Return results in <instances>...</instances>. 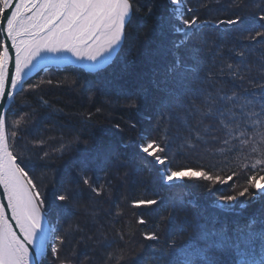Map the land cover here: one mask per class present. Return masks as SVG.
<instances>
[{
    "label": "snow or ice",
    "instance_id": "snow-or-ice-1",
    "mask_svg": "<svg viewBox=\"0 0 264 264\" xmlns=\"http://www.w3.org/2000/svg\"><path fill=\"white\" fill-rule=\"evenodd\" d=\"M168 3L172 7L167 17L162 18L158 29L163 37L160 50L170 54L172 59L162 73L153 70L152 79L153 86L163 94L161 116L168 112L176 114L178 120L192 114L200 117L199 126L194 129L187 127V135L180 137L187 148L195 149L198 143H207L209 138L218 139L215 133L220 131L223 133L221 152L243 155L244 149H248L249 155H245V162L241 163V168L248 173L244 184L239 186L238 192L233 184L231 191L235 194L220 197L221 202H236L239 197L250 195V189L264 197V80L248 79L247 82L256 89L251 93L233 88L229 94L216 89L209 85L213 74L206 70L201 55V45L209 46L206 28L237 26V39L253 42L247 46L241 44L235 50L238 61L226 65L229 75L238 80L242 88L246 81L245 73L251 72L248 56L257 39L264 37V31L260 30L264 28V23L259 28L255 25L245 27V21L238 12L227 18L209 19L199 16L197 9L190 6V0H168ZM259 5L260 11L264 12V0H259ZM231 6L242 10L244 0H231ZM134 10L133 0H0V105L6 106L24 90L26 84L30 89H38L43 83L53 84L51 78L29 84L30 74L38 70L46 59L55 58L68 64L81 62L90 70L110 64L124 49L126 26L131 24ZM257 19L264 22V15H259ZM260 43L264 44V40ZM181 50H184V55ZM220 71L224 72L223 66ZM260 71L264 73V68ZM158 74L160 79H156ZM143 97L144 90L138 91L131 106L136 107V100ZM194 97L199 99L200 104L195 103ZM22 123L23 116L10 124L6 108L0 107V196L4 198L0 200V264H39L38 257L45 251L50 252L54 264H84L92 257L86 252L83 260L75 259L73 238L76 234H79L77 242L92 241L111 249L114 241H108L103 231H99L94 240L93 235L85 234L79 225H69L61 235H57L59 230L56 228H46L49 217L53 213L59 217L66 211V205L75 202L76 197L66 194L70 191L66 188L54 197V202L49 203L39 190L36 178L26 170L32 156L25 155L28 149L17 142ZM44 143V139H40L32 146H43ZM170 145L168 136L157 139L142 137V142L137 145L138 152L145 158L151 157L154 164L164 166L162 179L169 187L179 188L182 186L180 182L185 179L203 180L210 185H224L233 180L235 173L223 178L203 169H173ZM70 147L71 142L61 144L54 151L63 154ZM251 154H256L255 158L248 162ZM49 155L48 151H44L38 158L44 160ZM77 176L78 183L87 186L97 196L101 194L104 185L96 184L86 168H80ZM123 176L126 178L127 173ZM68 183L71 184V181ZM158 204L164 205L165 201L138 200L133 206ZM177 204L185 207L182 195L171 202L173 213L168 217L170 230L173 235H183L189 230L192 234L183 247L176 248L171 242V247L166 246L159 254H154L160 264H192L186 253L198 244L208 250L202 264H264V220L245 223L232 238L223 229H217L214 223H208L207 218L201 219L199 213L192 220L185 219L178 225L175 216ZM138 223L145 224L146 221L141 218ZM118 235L124 239L123 233ZM144 239L158 241L159 236L153 231L145 233ZM69 243H73V249L64 254L62 248ZM218 244L221 245L219 249ZM242 247L252 256L250 261L238 258ZM257 248L259 251H256ZM124 251L118 248L107 252L100 264H120L125 259ZM135 264H144V261L136 258Z\"/></svg>",
    "mask_w": 264,
    "mask_h": 264
},
{
    "label": "trees",
    "instance_id": "trees-1",
    "mask_svg": "<svg viewBox=\"0 0 264 264\" xmlns=\"http://www.w3.org/2000/svg\"><path fill=\"white\" fill-rule=\"evenodd\" d=\"M133 2L135 10L131 24L126 27L124 49L106 69L98 73L77 67L44 71L29 84L48 78L53 79L54 83H43L38 89H30L26 84L22 93L15 98L7 118L11 124L13 120L24 117V123L18 129L20 135L17 142L28 149V153L35 155L32 156L35 162L28 163L26 168L29 174L35 177L37 170L43 167L53 185L54 196L70 188L66 194L76 197L75 202L66 205V211L59 217L55 213L49 217V223L59 230L57 235L64 234L69 225H79L85 234L93 235L94 240L99 231H103L108 241H114L112 248L108 249L92 241L77 242L79 234H76L73 238L75 259L83 260L86 252L92 257L84 264H100L107 252L118 248L125 250V259L120 264H135L136 258L142 259L144 264H160L154 254H159L166 246L171 247V242L176 248L183 247L192 234L189 230L183 235H173L170 230L168 217L173 213L171 202L181 195L185 207L176 205L178 225L185 219L192 220L199 213L201 219L207 218L208 223H214L217 229H223L229 237L235 238L240 226L253 220H264V197L255 190L250 189V195L239 197L238 201L230 204H224L219 199L235 194L231 191L233 184L237 186L236 192L244 184L248 173L241 168V163L245 162L244 156L249 155L248 149H244L243 155L221 152L223 133L220 131L215 133L218 139L209 138L207 143H198L195 149L187 148L180 137L187 135V127L194 129L199 126L200 117L192 114L178 120L176 114L168 112L161 116L163 94L153 86L152 79L153 70L162 73L172 59L170 54L160 50L163 37L158 29L172 6L168 0ZM244 4L241 10L232 7L231 0H190V6L196 8L201 17L227 18L238 12L245 21L243 26L255 25L259 28L264 23L257 19L259 15H264L260 11L259 0H244ZM236 27L205 29L209 46L201 45L202 63L213 74L209 81L211 87L229 94L233 88L251 93L256 89L247 80H264V73L260 71L264 68V44L260 43L264 37L257 39L248 56L251 72L245 73L246 81L241 88L240 82L229 75L226 65L238 61L235 50L241 44L247 46L253 42L237 39L239 33L235 31ZM260 30L264 31V28ZM225 32L230 34L224 35ZM211 36L213 39H210ZM181 54H185L184 50H181ZM221 66L224 67L223 73ZM156 79H160L159 74ZM140 90H144V97L136 100L137 106L133 107L131 101ZM194 100L200 104L199 99L194 97ZM185 120L187 123H184ZM165 136L171 140L173 169H203L223 178L235 173L233 180L224 185H210L203 180L185 179L179 188L165 186L160 179L159 166L137 149L142 137L157 139ZM40 139L45 141L43 146L33 147ZM69 142L71 147L63 154L54 151L61 144ZM234 143L238 144V141ZM44 151L50 155L41 160L38 157ZM255 155L251 154L248 162ZM82 167L88 170V175L96 184L104 185L99 196L78 183L77 172ZM125 172L126 178L123 176ZM150 199H162L165 204L133 206L135 201ZM217 204L220 206L217 207ZM226 208L233 210L225 211ZM141 218L146 221L145 224L138 223ZM153 231L159 236L158 241L144 239L145 233ZM118 233L124 234L123 240ZM73 243L62 248V252L70 253ZM207 253V248L198 244L187 251L186 257L192 264L197 261L202 264ZM238 258L250 261L252 256L242 247ZM44 261V264H54L50 252Z\"/></svg>",
    "mask_w": 264,
    "mask_h": 264
},
{
    "label": "rangeland",
    "instance_id": "rangeland-1",
    "mask_svg": "<svg viewBox=\"0 0 264 264\" xmlns=\"http://www.w3.org/2000/svg\"><path fill=\"white\" fill-rule=\"evenodd\" d=\"M127 27V26H126ZM210 39H213L212 38V36L210 37ZM65 67H74V66H65ZM65 67H54V68H65ZM80 68V69H83L82 67H78V66H75L74 68ZM54 68H49V69H43V71H41L40 73H38L36 76H38V75H40V74H42L44 71H48V70H53ZM104 69H106V68H104ZM84 71H86L85 69H83ZM101 70H103V69H100V70H97V72H90V73H98V71H101ZM86 72H89V71H86ZM35 76V77H36ZM35 77H33V78H35ZM31 80H33V79H31ZM31 80H29V82L31 81ZM22 93V92H21ZM21 93H19L18 95H20ZM17 95V96H18ZM16 96V97H17ZM16 100V99H15ZM14 103V101L12 102V104ZM12 104H11V106H12ZM11 106L9 107V110H10V108H11ZM10 112V111H9ZM9 114V113H8ZM7 118H8V115H7ZM25 155H31L30 153H28V151H26V153H25ZM31 156H35L34 155V153L31 155ZM37 157V156H36ZM37 160V159H36ZM32 161L33 162H35L33 159L30 161V162H28V163H30V164H32ZM35 178H36V183L38 184V186H39V190L43 193V194H45V196H46V198H47V200H48V202L49 203H52V202H54V190H53V185H52V183H51V181H50V178H49V176L48 175H46L45 174V169L43 168V167H41V168H39L38 170H37V172H36V176H35ZM161 180H162V182H163V184L165 185V186H167L168 187V185L165 183V181L162 179V176H161ZM175 183V182H174ZM181 183V182H180ZM50 225H51V228H54L53 226H52V223L50 222L49 223ZM49 253V252H48ZM48 256V255H47ZM44 261V260H43ZM45 262V261H44ZM44 264V263H43Z\"/></svg>",
    "mask_w": 264,
    "mask_h": 264
},
{
    "label": "water",
    "instance_id": "water-1",
    "mask_svg": "<svg viewBox=\"0 0 264 264\" xmlns=\"http://www.w3.org/2000/svg\"><path fill=\"white\" fill-rule=\"evenodd\" d=\"M45 64H49L50 67H45L46 66ZM110 64H108V65H110ZM108 65H106L104 67H101V68H99L97 70L107 68ZM65 66H74V67L75 66H78V67H81L80 64H72V63L71 64H68V63H64V64L61 65V64L56 63V62L52 63V62H45V61H43V63H41V66L38 68V70H36V71H34V72H32L30 74V79L29 80L33 79V77H35L38 73H40L41 71H43V69H49V68H54V67H65ZM82 68L85 69L84 67H82ZM85 70L86 71H89V72H97V70L96 71H91V70H89L87 68ZM19 93H21V92H19ZM16 96L13 98V100L8 101L6 106L0 105V107H5L6 108V115H8V113L10 111L9 110V107L11 106L12 102L15 101ZM0 191H2V189H0ZM3 199L4 198L2 196H0V200H3ZM47 255H48V251H45V253L43 255H41L40 257H38L39 264H43L44 263L43 260L47 257Z\"/></svg>",
    "mask_w": 264,
    "mask_h": 264
},
{
    "label": "bare ground",
    "instance_id": "bare-ground-1",
    "mask_svg": "<svg viewBox=\"0 0 264 264\" xmlns=\"http://www.w3.org/2000/svg\"><path fill=\"white\" fill-rule=\"evenodd\" d=\"M73 59V61H74V58H72ZM115 59V58H114ZM113 59V60H114ZM45 62H52V63H54V62H56V63H59V64H64L63 62H60V61H57L55 58H50V59H46V60H44ZM41 63H43V61L41 62ZM72 64H80L81 65V67H84L82 64H81V62H73ZM46 66L45 67H50V65L49 64H45ZM104 66H106V65H104ZM104 66H101V67H104ZM109 66V65H108ZM100 67V68H101ZM85 69L87 68V67H84ZM87 69H89V68H87ZM97 69H99V68H97ZM96 69V70H97ZM90 70V69H89ZM96 70H91V71H96ZM156 165V164H155ZM157 166H159V169H160V179H161V176H162V169H163V167L164 166H160V165H157ZM171 167H172V165H171ZM191 169H193V168H191ZM182 182H184V181H182ZM181 182V183H182ZM192 197H194V195L192 194ZM48 227H51V225L49 224V221H48V224L46 225V228H48Z\"/></svg>",
    "mask_w": 264,
    "mask_h": 264
}]
</instances>
